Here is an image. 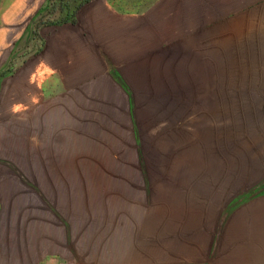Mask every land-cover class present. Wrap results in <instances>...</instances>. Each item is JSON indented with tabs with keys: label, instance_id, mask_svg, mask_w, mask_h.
<instances>
[{
	"label": "rangeland",
	"instance_id": "obj_1",
	"mask_svg": "<svg viewBox=\"0 0 264 264\" xmlns=\"http://www.w3.org/2000/svg\"><path fill=\"white\" fill-rule=\"evenodd\" d=\"M260 20L264 0H0L4 264H84L53 247L64 200L65 214H83L80 200L101 199L62 190L79 186L67 184L77 177L175 175L186 163L233 158L227 130L238 128L240 105L224 96L264 72ZM62 30L78 47L63 46L61 61L47 64ZM242 36L260 50L235 49ZM252 106L261 128V103Z\"/></svg>",
	"mask_w": 264,
	"mask_h": 264
},
{
	"label": "crops",
	"instance_id": "obj_2",
	"mask_svg": "<svg viewBox=\"0 0 264 264\" xmlns=\"http://www.w3.org/2000/svg\"><path fill=\"white\" fill-rule=\"evenodd\" d=\"M96 14L91 13V25ZM258 24L264 37V20ZM62 34L68 36L52 42L47 64L61 61L63 46L78 47L75 34L69 30ZM256 41L251 36L232 40L235 49L245 52L260 50ZM261 41L263 45L264 38ZM255 72L250 82L236 84L224 96L240 105L238 128L227 130L233 158L186 163L190 165L182 166V174L175 175L77 177L63 182L79 184L62 187L67 194L85 189L101 199H85L83 204L80 200L83 214H65L71 200H64V227L61 236H53L54 252L64 262L73 259L84 264H128L132 257L141 258L140 264H264V72ZM74 80H80L76 73ZM22 86L27 90L28 84ZM256 102L261 103V128L254 121ZM216 106L209 107L213 116ZM20 166L30 172V164ZM35 247L38 253V244ZM0 264H4L1 256Z\"/></svg>",
	"mask_w": 264,
	"mask_h": 264
}]
</instances>
